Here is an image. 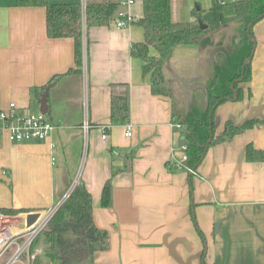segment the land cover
Here are the masks:
<instances>
[{"label": "crops", "instance_id": "0c3cea01", "mask_svg": "<svg viewBox=\"0 0 264 264\" xmlns=\"http://www.w3.org/2000/svg\"><path fill=\"white\" fill-rule=\"evenodd\" d=\"M103 1L118 10L123 0L48 3L83 11L87 3ZM170 4L172 23H195L192 9L187 16L180 0ZM127 14L134 21L123 28L113 18L87 29L82 19V61L75 72L73 39L47 37L44 7L0 0V109L14 103L37 114L45 96L46 114L57 127L44 141H0V212L20 211L6 217L22 229L28 214L56 207L77 180L91 195L94 225L107 234L108 247L94 253L92 264H264V123L210 146L194 173L175 167L172 158H180L184 140L182 127L173 126L171 99L152 95L149 76L130 55L144 39L136 24L142 0ZM251 32L250 79L239 85L242 100L215 109V137L227 122L264 120V18ZM202 63L196 47L171 50L163 73L181 100L192 103L200 94ZM117 97L128 100L127 124L110 121L111 99ZM86 117L91 128L84 140ZM107 181L110 205L102 207ZM42 249L39 244L30 253L40 258ZM18 264H27V255Z\"/></svg>", "mask_w": 264, "mask_h": 264}, {"label": "trees", "instance_id": "16d2710c", "mask_svg": "<svg viewBox=\"0 0 264 264\" xmlns=\"http://www.w3.org/2000/svg\"><path fill=\"white\" fill-rule=\"evenodd\" d=\"M210 1L213 26L202 30L197 24L202 13L199 6L196 5L191 11L194 24H174L170 19V0H142L143 16L136 24L143 30L144 39L130 49L131 57L141 62L142 75L150 78L152 95L171 99L172 116L182 127L183 143L187 146L185 165L194 170L210 146L228 140L258 123H264V120H250L241 126H233L227 122L223 132L218 137L214 136L215 109L228 100H242L243 93L239 85L250 79L249 61L254 49L251 28L264 18V0H239L233 3L226 0ZM15 3L21 7L45 8L48 38L73 39L75 72L79 71L82 61V19L87 29L106 26L113 20L118 8L110 1L87 3L83 11L79 5L50 4L48 0H15ZM176 47H196L202 57L201 69L208 83L199 86L200 94L196 95L197 99L192 103L178 98L177 86L167 82L164 77L165 62ZM128 111L126 98L111 99L112 124H127ZM247 151L251 160L252 151L250 148ZM110 193L107 181L101 193L102 207L110 205ZM19 212L2 210L0 213L14 216ZM39 244L43 246L42 257L36 258L31 264H44V261L51 264H78L77 260L81 264H92L94 253L107 249V234L94 225L91 195L82 183L74 187L54 214L47 230L34 240L31 249Z\"/></svg>", "mask_w": 264, "mask_h": 264}, {"label": "built area", "instance_id": "2783aa9c", "mask_svg": "<svg viewBox=\"0 0 264 264\" xmlns=\"http://www.w3.org/2000/svg\"><path fill=\"white\" fill-rule=\"evenodd\" d=\"M137 0H123L120 2L121 9L124 8L126 12L118 13L116 17V26L123 28L129 26L134 20L127 14V9L131 7ZM239 0H226V2L233 3ZM177 129H181L179 124L173 125ZM91 125L87 117L81 124V131L84 140L87 139L88 131ZM57 127L48 119L46 114L37 113L29 114L19 111L14 103H10L7 109H0V141L3 139L11 143L37 142L44 141L51 138ZM102 140L106 138L105 128L101 127ZM131 126L125 127L124 136L129 138L131 136ZM187 146L182 145L180 148L181 156L179 159L172 158V161L178 169L188 173H194L192 168L185 165L187 161L186 156ZM77 180L74 181L71 189L75 186ZM54 209V208H53ZM53 209L39 212V218L31 226L26 225L19 230H15V226L9 219L0 214V264H18L24 255H27V264H31L36 259L35 253H30L31 246L34 240L47 227V222L50 219Z\"/></svg>", "mask_w": 264, "mask_h": 264}, {"label": "rangeland", "instance_id": "374dc122", "mask_svg": "<svg viewBox=\"0 0 264 264\" xmlns=\"http://www.w3.org/2000/svg\"><path fill=\"white\" fill-rule=\"evenodd\" d=\"M210 0H180V4L183 3L182 5V9H183V13L185 15H190V12L188 11L189 9H193L196 5L200 7V9L202 10L201 13V21L203 22V24L205 25H209L211 27L212 25V15L209 11V4H210ZM206 74V73H205ZM202 76H203V71H202ZM204 79V85H207L208 81L205 79V77H203ZM191 92V89L189 90ZM84 164V163H83ZM84 167V166H83ZM83 172V169L81 170V172L79 171L78 174H80L79 177H81ZM77 184V183H76ZM75 184V186H76ZM74 186V187H75ZM74 187L71 189V191L69 193H67L63 200L53 209V213L50 217V219L47 222V227L45 230H47L49 222L51 221V219L53 218L54 214L56 213V211L59 209V207L67 200V198L70 196L72 190L74 189ZM11 223L13 224V222L11 221ZM44 232V231H43ZM78 264H81L80 261L77 260Z\"/></svg>", "mask_w": 264, "mask_h": 264}, {"label": "water", "instance_id": "95a60500", "mask_svg": "<svg viewBox=\"0 0 264 264\" xmlns=\"http://www.w3.org/2000/svg\"><path fill=\"white\" fill-rule=\"evenodd\" d=\"M120 12H126V10L124 9V8H122V9H118L115 13H114V15H113V18H115L116 19V17H117V15H118V13H120ZM197 24H198V26L200 27V29H202V30H206L207 28H208V26L207 25H205V24H203L202 23V21L200 20V19H198L197 20ZM251 26V25H250ZM250 26H249V28H250ZM233 87L231 86V89H232ZM45 96L41 99V101H40V113H43V114H46V112H47V107H46V104H45ZM205 108H206V104H205ZM181 140L183 141L184 140V138L182 137L181 138ZM39 218V213H30V214H28L27 216H26V226L27 227H29V226H31L34 222H36V220Z\"/></svg>", "mask_w": 264, "mask_h": 264}]
</instances>
